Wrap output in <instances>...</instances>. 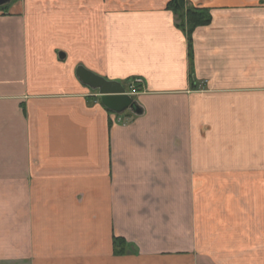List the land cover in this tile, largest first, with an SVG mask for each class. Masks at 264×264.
Instances as JSON below:
<instances>
[{
  "label": "crops",
  "instance_id": "obj_1",
  "mask_svg": "<svg viewBox=\"0 0 264 264\" xmlns=\"http://www.w3.org/2000/svg\"><path fill=\"white\" fill-rule=\"evenodd\" d=\"M168 1L0 6V264H264V0Z\"/></svg>",
  "mask_w": 264,
  "mask_h": 264
},
{
  "label": "trees",
  "instance_id": "obj_2",
  "mask_svg": "<svg viewBox=\"0 0 264 264\" xmlns=\"http://www.w3.org/2000/svg\"><path fill=\"white\" fill-rule=\"evenodd\" d=\"M18 1V0H13ZM167 8L173 11L177 17V26L184 30L188 37L189 57L193 61V34L196 28L209 25L212 22V15L208 8L195 7L187 0H169ZM9 7H0L1 11H8ZM193 67H191V73ZM193 77V75L191 74ZM127 242L124 238H114V253L116 255L126 254L128 252Z\"/></svg>",
  "mask_w": 264,
  "mask_h": 264
},
{
  "label": "water",
  "instance_id": "obj_3",
  "mask_svg": "<svg viewBox=\"0 0 264 264\" xmlns=\"http://www.w3.org/2000/svg\"><path fill=\"white\" fill-rule=\"evenodd\" d=\"M10 2L11 0H0V6ZM76 73L84 84L99 92L102 104L108 109L117 113H122L126 109H131L136 114L142 112L139 105L126 93L122 83L110 81L84 67H78Z\"/></svg>",
  "mask_w": 264,
  "mask_h": 264
},
{
  "label": "built area",
  "instance_id": "obj_4",
  "mask_svg": "<svg viewBox=\"0 0 264 264\" xmlns=\"http://www.w3.org/2000/svg\"><path fill=\"white\" fill-rule=\"evenodd\" d=\"M137 83H142V80L141 79H138L136 81L133 82V84L130 86V89L133 91V92H136V85Z\"/></svg>",
  "mask_w": 264,
  "mask_h": 264
},
{
  "label": "flooded vegetation",
  "instance_id": "obj_5",
  "mask_svg": "<svg viewBox=\"0 0 264 264\" xmlns=\"http://www.w3.org/2000/svg\"><path fill=\"white\" fill-rule=\"evenodd\" d=\"M139 89H141V87H139ZM132 93H139L140 91H136V92H133V91H131ZM99 97H100V95H99ZM100 100H101V98H100Z\"/></svg>",
  "mask_w": 264,
  "mask_h": 264
}]
</instances>
